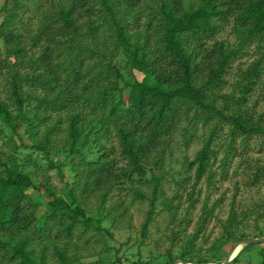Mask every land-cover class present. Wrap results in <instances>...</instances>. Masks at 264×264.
Listing matches in <instances>:
<instances>
[{
  "label": "trees",
  "instance_id": "16d2710c",
  "mask_svg": "<svg viewBox=\"0 0 264 264\" xmlns=\"http://www.w3.org/2000/svg\"><path fill=\"white\" fill-rule=\"evenodd\" d=\"M2 2L0 264H48L49 255L74 264L65 254L77 239H114L103 221L124 215L123 191L148 199L145 233L174 139L187 144L197 127L208 135L188 162L196 180L213 181L222 148L220 175L240 178L255 196L231 202L209 257L196 256L192 233L158 264L221 261L225 244L249 238L241 224L264 219V0ZM228 30L233 41L223 37ZM248 46L254 58L229 84ZM205 207L198 229L211 215ZM243 254L264 264V241L245 244L227 264Z\"/></svg>",
  "mask_w": 264,
  "mask_h": 264
},
{
  "label": "rangeland",
  "instance_id": "374dc122",
  "mask_svg": "<svg viewBox=\"0 0 264 264\" xmlns=\"http://www.w3.org/2000/svg\"><path fill=\"white\" fill-rule=\"evenodd\" d=\"M2 3V0H0V7ZM1 20L2 12L0 11V22ZM223 37L229 41L234 40V36L229 30L223 34ZM244 52L232 63V67L226 74L229 84L237 78L236 73L240 69H244L254 58L252 46L245 47ZM5 88H7L6 77L0 76V95L7 99ZM225 91H229L228 85ZM255 92L258 93L259 90ZM257 93L253 97H257ZM182 125H184V122ZM197 128L192 133L193 136L187 144L179 140L176 141L178 136L174 139L172 155L167 157L165 164L164 184L159 194V199L152 208L153 211L151 212L147 229L144 231L145 233L142 232V225L150 211L148 199H135L131 197L128 191H123L119 197L123 200L126 208L124 215L113 221L110 220L111 217L103 221L107 227H110L114 239H110L100 233H94V237L89 242H84L85 237L77 239L75 246H72L65 256L75 262L74 264H118L116 262V249L121 245V250L123 251L118 252V255H120L122 264H147L149 261L158 264L159 262H164V253L170 247L172 253H176L188 235L197 233V237L193 241V249L197 252L196 256L209 257L213 251V245L222 231L220 221H224L227 218L231 202L237 203L241 201L246 203L250 197L255 196V193L247 189L242 190L239 187L240 178L220 175L219 162L224 153L222 148L219 149L218 159L213 164L215 172L213 181L208 185L204 176L196 180L194 167H189L188 162L194 158L196 151L202 147L204 138L208 135L207 130H201L200 127ZM227 131L228 129L225 128L222 135L224 141H227L225 135ZM257 138L264 137L258 136ZM3 139L4 137L0 135V144L3 143ZM178 139L180 138L178 137ZM254 142L255 140L252 143ZM255 156L260 155L255 154ZM231 163H228L229 173L231 172ZM53 173V171L50 172V174ZM33 176L34 181L39 182L42 179L38 171ZM182 178L185 181H182ZM53 179L52 182L54 184L57 186L62 185L57 180V177H53ZM140 189L147 196H151L150 186H143ZM114 198L118 197H111L112 202L115 200ZM191 201L194 202L193 205L189 204ZM112 202H108L107 205ZM204 202H207V206ZM87 206L91 211H94L95 204L93 201ZM168 206L176 214V219L173 223L170 220L172 214L169 212ZM203 207L205 209L212 208L211 215H208L204 224L202 223V227L198 229V222L202 216ZM179 220L181 224H178ZM240 227L244 233L249 234L248 237L250 238L252 234H255V228L264 227V219H256L253 215L248 217V220L242 223ZM232 245L225 244L223 248L230 252ZM237 249H235V252ZM48 257V264H61L58 257H53L52 255ZM223 261L224 259L206 264H221ZM234 264H257V261L255 257L248 259L243 254L240 261Z\"/></svg>",
  "mask_w": 264,
  "mask_h": 264
},
{
  "label": "water",
  "instance_id": "95a60500",
  "mask_svg": "<svg viewBox=\"0 0 264 264\" xmlns=\"http://www.w3.org/2000/svg\"><path fill=\"white\" fill-rule=\"evenodd\" d=\"M261 241H264V236L251 237V238L242 239V240L234 242L230 252L228 253L227 257L224 259V261L221 264L228 263L235 256V254L243 247V245L247 243H254V242H261ZM236 248H238L237 251L233 253ZM172 264H193V263H189L180 258H177L173 261ZM199 264H206V263H199Z\"/></svg>",
  "mask_w": 264,
  "mask_h": 264
},
{
  "label": "bare ground",
  "instance_id": "6f19581e",
  "mask_svg": "<svg viewBox=\"0 0 264 264\" xmlns=\"http://www.w3.org/2000/svg\"><path fill=\"white\" fill-rule=\"evenodd\" d=\"M234 252H235V250H234ZM234 252H233V253H234Z\"/></svg>",
  "mask_w": 264,
  "mask_h": 264
}]
</instances>
